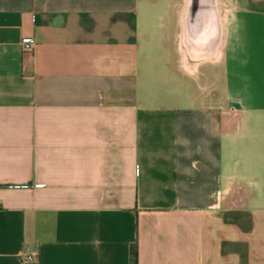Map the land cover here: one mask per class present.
I'll return each instance as SVG.
<instances>
[{
  "label": "crops",
  "instance_id": "1",
  "mask_svg": "<svg viewBox=\"0 0 264 264\" xmlns=\"http://www.w3.org/2000/svg\"><path fill=\"white\" fill-rule=\"evenodd\" d=\"M155 1L0 0V264H264V0Z\"/></svg>",
  "mask_w": 264,
  "mask_h": 264
},
{
  "label": "rangeland",
  "instance_id": "2",
  "mask_svg": "<svg viewBox=\"0 0 264 264\" xmlns=\"http://www.w3.org/2000/svg\"><path fill=\"white\" fill-rule=\"evenodd\" d=\"M163 1V0H162ZM160 2V1H155L154 2V8L157 10H160V12L165 13L167 16V21L171 22V16L169 19V12L171 11L170 5L174 1V3H178L179 7L178 8L182 9L184 6V3L187 2V0H166L165 2ZM184 2V3H183ZM164 3V4H163ZM190 8H195L196 10H208L212 12L215 16H219V3L217 0H193Z\"/></svg>",
  "mask_w": 264,
  "mask_h": 264
},
{
  "label": "built area",
  "instance_id": "3",
  "mask_svg": "<svg viewBox=\"0 0 264 264\" xmlns=\"http://www.w3.org/2000/svg\"><path fill=\"white\" fill-rule=\"evenodd\" d=\"M20 42H21L23 51H31V49L33 47V41L31 38L23 37V38H21ZM32 258H33V256L31 254L25 255L23 257L24 261H30Z\"/></svg>",
  "mask_w": 264,
  "mask_h": 264
},
{
  "label": "trees",
  "instance_id": "4",
  "mask_svg": "<svg viewBox=\"0 0 264 264\" xmlns=\"http://www.w3.org/2000/svg\"><path fill=\"white\" fill-rule=\"evenodd\" d=\"M130 264H136V246L131 244L130 246Z\"/></svg>",
  "mask_w": 264,
  "mask_h": 264
}]
</instances>
